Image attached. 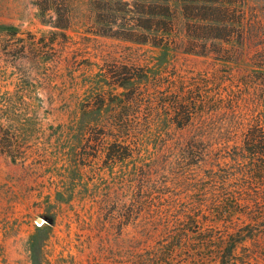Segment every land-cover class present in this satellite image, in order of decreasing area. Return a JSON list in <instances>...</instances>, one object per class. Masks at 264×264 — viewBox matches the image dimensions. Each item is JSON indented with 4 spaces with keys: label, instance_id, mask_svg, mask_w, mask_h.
I'll return each mask as SVG.
<instances>
[{
    "label": "rangeland",
    "instance_id": "rangeland-1",
    "mask_svg": "<svg viewBox=\"0 0 264 264\" xmlns=\"http://www.w3.org/2000/svg\"><path fill=\"white\" fill-rule=\"evenodd\" d=\"M54 1L63 2L62 16ZM49 2L42 16L37 0H0V264H150L154 226L148 216L130 224L126 210L136 202L210 200V166L192 170L202 188L172 181L140 187V177L171 158L165 139L227 136L240 77H262L264 66H255L252 50L231 60L210 53L205 22L184 16L198 11V2ZM248 2L264 21V0ZM167 8L176 19L172 31L134 25L147 23L145 11ZM173 79L193 85L195 113L186 129L171 123L176 109L157 86ZM132 86L145 95L137 110L127 98ZM148 94L157 98L148 103ZM258 100L264 112V90ZM120 122L134 126L128 133L143 138L142 149L110 162L96 153L97 142L109 147ZM259 245L264 264L263 239ZM173 254L177 264H190L187 249Z\"/></svg>",
    "mask_w": 264,
    "mask_h": 264
},
{
    "label": "trees",
    "instance_id": "trees-1",
    "mask_svg": "<svg viewBox=\"0 0 264 264\" xmlns=\"http://www.w3.org/2000/svg\"><path fill=\"white\" fill-rule=\"evenodd\" d=\"M189 1L198 2L201 8L184 16L205 22L203 27L210 31V53L231 60L252 50L255 66H264V21L256 15L249 0ZM51 4L55 13L62 16L63 2ZM37 6L44 16L50 2L37 0ZM144 13L149 16L147 23H134L135 26L155 31L173 30L176 19L170 9L164 12L150 9ZM157 15L168 19H155ZM56 22L53 21L55 26H59L60 20L58 24ZM174 79L157 86L166 90L162 95L176 109V118L171 123L176 129H186L192 125L195 113V103L190 95L193 85L186 81L176 85ZM240 83V89L233 95L235 104L228 108L234 120L225 131L227 136L210 137L206 141L193 137L173 142L165 139L162 147L172 155L171 158L167 164L147 170L140 177L143 181L140 187L172 181L186 188H202L204 185L199 183L202 177L191 174L192 170L199 172L210 166V200L191 204H181L173 199L136 202L126 210L130 224L140 226L144 216H148L154 226L147 234L148 239L157 238L153 249L156 253L150 264H177L173 252L184 249L190 253L187 261L190 264H258L255 251L260 240H264V112L258 98L264 90L260 88L264 76L253 77L248 72L240 77ZM238 93L240 96L236 95ZM243 94L247 101L246 112H241L240 104H237ZM251 95L253 101L249 102ZM127 98L137 110L145 95L132 86ZM155 98L156 95L148 94L145 100L150 103ZM127 126L118 124L115 139L108 149L106 142L98 141L96 153L102 150L105 160L110 162L139 155L143 138L130 137L128 132L135 128ZM89 141L87 137L86 142ZM251 242L254 246H249Z\"/></svg>",
    "mask_w": 264,
    "mask_h": 264
},
{
    "label": "water",
    "instance_id": "water-1",
    "mask_svg": "<svg viewBox=\"0 0 264 264\" xmlns=\"http://www.w3.org/2000/svg\"><path fill=\"white\" fill-rule=\"evenodd\" d=\"M38 221H39V222H42V219H41V218H38Z\"/></svg>",
    "mask_w": 264,
    "mask_h": 264
}]
</instances>
